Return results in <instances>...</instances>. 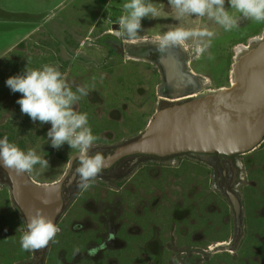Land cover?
I'll return each instance as SVG.
<instances>
[{"label":"flooded vegetation","instance_id":"obj_1","mask_svg":"<svg viewBox=\"0 0 264 264\" xmlns=\"http://www.w3.org/2000/svg\"><path fill=\"white\" fill-rule=\"evenodd\" d=\"M237 29L231 37L241 45L238 55L264 40V27L250 35ZM100 45L107 50L105 58L118 56L152 65L163 83L153 40L134 42L107 35ZM181 51L184 61L187 57ZM155 94L162 104H172ZM140 134L110 148L113 143L97 140L90 151L105 157ZM72 157L61 178L53 181L65 177L54 240L24 251L11 264H125L127 248L141 256L129 257L127 264H264V138L255 149L239 154L129 155L103 168L96 185L84 191L77 186L75 159L69 169ZM2 170L0 241L20 235L16 229L26 221L14 201L11 180ZM143 176L151 180L142 183ZM141 185L147 189L144 194ZM146 211L151 222L142 228L137 220Z\"/></svg>","mask_w":264,"mask_h":264},{"label":"rangeland","instance_id":"obj_2","mask_svg":"<svg viewBox=\"0 0 264 264\" xmlns=\"http://www.w3.org/2000/svg\"><path fill=\"white\" fill-rule=\"evenodd\" d=\"M11 2L15 3L16 9H21L22 0H11ZM156 2L164 9L168 19L159 21L143 19V31L135 40L118 38L114 35L117 31L116 27H118L115 25V21L120 15L122 0H60L59 5L61 6L52 9L51 12L42 13L43 8L34 16L32 15L33 19L41 22L43 26L45 25V28L40 31L52 32L53 26L58 28L57 25L59 24L62 31L61 35L68 36L66 41L69 40L70 43L68 45L64 42V44L57 46L60 50L57 61H52L50 57H46V53L51 50L44 49V47L55 49L56 46L54 45H29L25 49V46L17 44L11 54L18 55L19 59L10 62L8 58L11 54L3 53L10 47L9 43L12 38L5 40L4 36L0 35V58H2L0 59V136L7 135L10 141L22 149H35L39 155L49 161L47 169L36 166L29 173L34 181L47 183L61 178L67 168L68 160L76 152L70 149L66 143L59 150L52 149L48 143H45V136L50 124L41 125L39 121L34 123L28 115L21 113L20 105L16 103L21 93H13L6 86L7 73L15 71L9 76L21 73L27 64V58H29L31 60L30 67H38L42 63H55L60 66V70L69 83L75 81L92 85L93 90L88 97L81 100L80 109L88 113L89 124L98 137L97 140H104L109 144L113 143L107 148L115 147L127 141L125 139L132 138L142 132L156 110L166 106V104H162L159 98H156L155 91L158 93L161 78L152 65L141 61H123V58L118 56L105 58L107 50L100 45V41L104 40L107 35L125 41L137 42L142 38L152 40L154 34L174 26L175 21L171 20L167 0H156ZM29 6H31L30 10L34 8L32 3H29ZM241 22L243 23L240 24L241 30L239 31L247 35L260 33L264 27V23ZM184 23L188 27H199L208 22L203 18L187 17ZM13 24L14 22L9 24L7 28ZM210 27L216 31V37L209 49L213 59H207V54L199 59L196 58L190 42L182 47L188 60L189 69L204 76L206 78L204 82L210 83L204 92L208 90L218 91L228 87L232 81L233 64L241 54L246 52L242 50L240 51L242 53L238 55V48L241 45L235 44L236 42L231 37L234 30L224 32L218 26L210 25ZM55 38L48 39L47 42L53 41ZM25 43H32V41L28 40ZM125 43L127 44V42ZM128 46L131 45L128 44L125 47ZM40 51L44 53V56L40 55ZM149 180L151 179L145 176L140 178V181L145 184ZM96 182L95 180L90 187L95 186ZM146 192L147 189L142 186L140 193ZM4 195L5 192H0V199L4 198ZM249 204H251L249 207L252 208V203L249 202ZM160 209L162 211V208H158V210ZM140 218L141 221L137 220V223L142 228L151 222L147 220L150 218L147 211L142 213ZM19 237L20 235L10 234L7 239H1L0 264H11L12 261L23 255L24 251L20 248ZM131 249L133 250V247ZM125 251L126 255H129L125 259V264H127L129 257H136L137 260L141 258L138 251L133 253L128 248Z\"/></svg>","mask_w":264,"mask_h":264},{"label":"clouds","instance_id":"obj_3","mask_svg":"<svg viewBox=\"0 0 264 264\" xmlns=\"http://www.w3.org/2000/svg\"><path fill=\"white\" fill-rule=\"evenodd\" d=\"M167 7L175 24L153 35L156 49L164 52L173 47L182 48L190 42L198 59L205 54L207 59H213L209 49L216 31L210 25L231 32L241 21L264 23V0H167ZM187 17L203 18L208 23L188 27L184 23ZM145 18L159 21L168 16L156 0H122L114 35L135 40L143 31L142 20ZM30 64L31 60L27 58L23 71L9 76L5 84L13 93H21L16 103L22 114L28 115L34 123L50 124L45 143L55 150L66 143L75 150L77 186L82 191L87 190L105 166L104 156L90 151L98 137L89 124L88 113L80 109L81 100L89 96L93 87L88 83H69L55 63H42L38 67H30ZM0 166L14 175H22L32 172L36 166L47 169L49 161L35 149H22L3 135L0 136ZM41 203L47 205L49 201ZM21 225L16 230L21 233L19 245L22 251L43 248L59 231L42 208L31 212Z\"/></svg>","mask_w":264,"mask_h":264},{"label":"water","instance_id":"obj_4","mask_svg":"<svg viewBox=\"0 0 264 264\" xmlns=\"http://www.w3.org/2000/svg\"><path fill=\"white\" fill-rule=\"evenodd\" d=\"M182 48L159 52L157 67L163 77L160 99L171 105L158 109L133 141L107 154L104 168L129 155L165 157L183 152L239 154L255 149L264 138V40L241 54L232 67L228 87L203 94L210 83L189 69ZM202 94V95H201ZM74 157L69 162L71 168ZM7 173L12 195L27 220L36 208L53 219L61 212L62 182L37 183L28 174ZM68 169V171H69ZM68 173V172H67ZM43 200L49 201L47 205Z\"/></svg>","mask_w":264,"mask_h":264},{"label":"crops","instance_id":"obj_5","mask_svg":"<svg viewBox=\"0 0 264 264\" xmlns=\"http://www.w3.org/2000/svg\"><path fill=\"white\" fill-rule=\"evenodd\" d=\"M29 3H32L34 5V8L31 10V6H29ZM59 3L60 0H22L21 9H16L15 3L11 2V0H0V35L4 36L5 40L8 38H12V41H10L9 43L10 47L6 49V52H4L3 54L10 55L14 46H17V44L25 46V49H27V46L29 45H54L56 46L55 49H50V47H44V49H47V51L51 50L49 51V53H46V57H50L52 61H57L59 58L58 54H60V50L57 46L64 44V42L70 45V43L68 42L69 40L66 41V39H68V36L61 35L62 31L59 24L57 25L59 29L56 28V26H53V28L51 29L52 32H41L40 30L42 28H45V25L43 26L41 22L33 19L32 15L34 16L35 13L40 12L43 8L44 9L41 11L42 13L51 12L52 9H57L59 6H61L59 5ZM40 7L42 8L40 9ZM13 22L14 24L11 27L7 28V26ZM52 38H55L53 40L54 42L50 40V42H47L48 39ZM28 40H31L32 43H25L28 42ZM40 55L44 56V53L41 52ZM15 59H19L18 55L11 54L8 58V61L12 62L15 61ZM4 67L7 68V66ZM14 73L15 71H13V73L8 72L6 77H9V74L11 75Z\"/></svg>","mask_w":264,"mask_h":264},{"label":"trees","instance_id":"obj_6","mask_svg":"<svg viewBox=\"0 0 264 264\" xmlns=\"http://www.w3.org/2000/svg\"><path fill=\"white\" fill-rule=\"evenodd\" d=\"M3 171V170H2Z\"/></svg>","mask_w":264,"mask_h":264}]
</instances>
